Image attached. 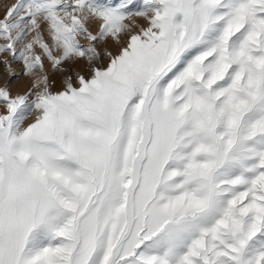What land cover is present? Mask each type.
<instances>
[{
	"label": "snow or ice",
	"instance_id": "6c2138e0",
	"mask_svg": "<svg viewBox=\"0 0 264 264\" xmlns=\"http://www.w3.org/2000/svg\"><path fill=\"white\" fill-rule=\"evenodd\" d=\"M4 8L0 264H264V0Z\"/></svg>",
	"mask_w": 264,
	"mask_h": 264
},
{
	"label": "rangeland",
	"instance_id": "374dc122",
	"mask_svg": "<svg viewBox=\"0 0 264 264\" xmlns=\"http://www.w3.org/2000/svg\"><path fill=\"white\" fill-rule=\"evenodd\" d=\"M14 2H15V0H0V17H2L3 14H4V11H5L4 5H5V4L10 5L11 3H14ZM13 67H14V68H18L19 65H13ZM4 75H5V70H4V68H3V65L0 64V85H2V83H3V79H2V77H3Z\"/></svg>",
	"mask_w": 264,
	"mask_h": 264
}]
</instances>
